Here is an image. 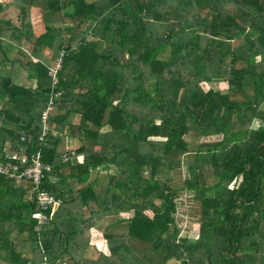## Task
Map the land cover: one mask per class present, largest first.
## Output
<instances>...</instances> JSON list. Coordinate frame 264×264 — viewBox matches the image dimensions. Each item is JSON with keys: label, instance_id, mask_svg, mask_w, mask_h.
Wrapping results in <instances>:
<instances>
[{"label": "trees", "instance_id": "obj_1", "mask_svg": "<svg viewBox=\"0 0 264 264\" xmlns=\"http://www.w3.org/2000/svg\"><path fill=\"white\" fill-rule=\"evenodd\" d=\"M261 105L264 0H0V161L39 151L56 202L0 175V264H264Z\"/></svg>", "mask_w": 264, "mask_h": 264}, {"label": "built area", "instance_id": "obj_2", "mask_svg": "<svg viewBox=\"0 0 264 264\" xmlns=\"http://www.w3.org/2000/svg\"><path fill=\"white\" fill-rule=\"evenodd\" d=\"M61 55V53H60ZM55 71V70H54ZM51 101H48L45 111L41 113V129L38 135V141L44 142L45 133L47 130L46 119L47 112L51 110ZM22 141H28L25 137H20ZM27 143V142H26ZM4 153L3 161H0V175L10 179L11 181L18 182L24 181L28 183V190L26 197L28 200H34L38 210L31 214V218L36 221V225H42L47 222L48 217L43 213L48 208L52 211L56 207V202L40 187L43 174L49 168L47 165L40 161L39 151L32 153H23L21 151L13 150Z\"/></svg>", "mask_w": 264, "mask_h": 264}, {"label": "rangeland", "instance_id": "obj_3", "mask_svg": "<svg viewBox=\"0 0 264 264\" xmlns=\"http://www.w3.org/2000/svg\"><path fill=\"white\" fill-rule=\"evenodd\" d=\"M12 9V8H11ZM7 9L5 10L1 17L3 18H8L10 20H12V22H16V17H17V10L16 9ZM36 11L32 10L31 12H29V14L27 15V21L30 24V29H31V33L32 31L36 33L39 32L40 29V22L39 19L36 15ZM166 21V20H165ZM39 24V26H38ZM168 24V22H167ZM25 49V47H24ZM45 53V56L48 57L50 52L48 50L43 51ZM224 85L221 83H217V84H212V88L213 89H223ZM261 110L264 111V105H261ZM256 125V122H255ZM188 141H190L191 143H200L201 140L199 139H187ZM215 140V137H210L209 141L213 142ZM66 144L65 147L63 145V151L64 152H68L70 154L74 153V149L79 145V143L77 141H75L74 139H69L66 138L65 139ZM190 148H193L192 146H190ZM94 150L96 148H93ZM10 150V149H9ZM193 150V149H191ZM5 154L6 150L4 151ZM3 153V154H4ZM74 155V154H73ZM75 159H80L77 155H74ZM102 172V171H100ZM108 174H114L115 171L110 168L107 171ZM173 175V180L177 181L178 179H181V174L180 173H172ZM177 209H176V214H175V222L177 223V225L179 226L181 232H180V236H186L187 238L190 239H195L196 238V234H197V230H198V225H199V208L198 205L193 203L192 199L189 198L188 194L186 193H182L179 198L177 199ZM93 235V234H92ZM97 242H96V247H97ZM167 264H171V262H167Z\"/></svg>", "mask_w": 264, "mask_h": 264}, {"label": "crops", "instance_id": "obj_4", "mask_svg": "<svg viewBox=\"0 0 264 264\" xmlns=\"http://www.w3.org/2000/svg\"><path fill=\"white\" fill-rule=\"evenodd\" d=\"M37 15V14H36ZM39 22H40V20H39ZM38 26H39V24H38ZM41 30H42V27H41V24H40V29H39V32H41ZM34 34H36V31L35 32H33L32 31V36L34 35ZM44 51H46V50H44ZM45 54V53H44ZM66 139V138H65ZM65 139H64V141H63V145H64V147H65V144H66V141H65ZM69 139H71V138H69ZM76 141V140H75ZM13 182V181H12ZM12 185H13V188L15 189V191H17V190H23L25 187H26V184L25 183H12Z\"/></svg>", "mask_w": 264, "mask_h": 264}]
</instances>
